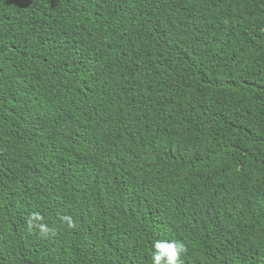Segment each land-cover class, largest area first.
I'll return each instance as SVG.
<instances>
[{"label":"trees","instance_id":"obj_1","mask_svg":"<svg viewBox=\"0 0 264 264\" xmlns=\"http://www.w3.org/2000/svg\"><path fill=\"white\" fill-rule=\"evenodd\" d=\"M174 241L264 264V0H0V264Z\"/></svg>","mask_w":264,"mask_h":264},{"label":"clouds","instance_id":"obj_2","mask_svg":"<svg viewBox=\"0 0 264 264\" xmlns=\"http://www.w3.org/2000/svg\"><path fill=\"white\" fill-rule=\"evenodd\" d=\"M61 220L62 224L66 225L67 229L75 230L77 228V224L71 216L65 215ZM26 224L29 231L32 229L38 230L41 238L54 237L57 234L56 228H50L44 222V217L37 212H33L29 215ZM154 248V264H184L181 255L186 254L187 247L183 242H157Z\"/></svg>","mask_w":264,"mask_h":264}]
</instances>
